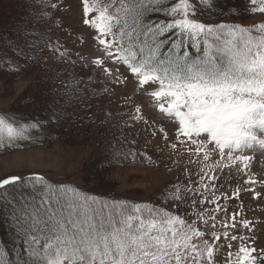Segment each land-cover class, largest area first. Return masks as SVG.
Instances as JSON below:
<instances>
[{"label":"snow or ice","instance_id":"obj_1","mask_svg":"<svg viewBox=\"0 0 264 264\" xmlns=\"http://www.w3.org/2000/svg\"><path fill=\"white\" fill-rule=\"evenodd\" d=\"M80 2L95 49L80 60L106 80H99V90L81 87L94 78L77 79V62L67 50L48 40L42 47L37 40L13 41L10 47L25 61L17 70L31 64L51 80L45 100L50 115L40 120L0 111V149L23 146L32 130L45 124L83 122L76 113L81 106L90 108L92 97L132 84L134 93L149 97L174 122L175 139L145 119L140 103L130 96L126 103L134 105V113L127 120L116 125L121 114L109 112L100 123L123 136L133 121H143L151 136L163 135L184 179L178 176L165 185L155 200L134 201L91 194L39 173L0 178V217L21 241L14 253L0 244V264H219L222 250H227L223 264H264V247L255 246V225L244 215L242 198L264 199V176L253 171L257 156L264 158V21L214 22L217 0ZM18 5L15 31L25 37L34 34V21L61 8L52 0H18ZM245 10L264 14V0H245ZM236 11L233 6L219 15ZM44 49L56 53L57 63L71 64V71L53 69ZM65 74L68 80L61 79ZM127 142L123 136L121 146ZM109 148L114 151L105 156L111 163L119 156L115 143ZM128 155L145 156L147 151ZM225 170L243 182L222 190L216 181ZM232 202L236 207L230 210Z\"/></svg>","mask_w":264,"mask_h":264},{"label":"rangeland","instance_id":"obj_2","mask_svg":"<svg viewBox=\"0 0 264 264\" xmlns=\"http://www.w3.org/2000/svg\"><path fill=\"white\" fill-rule=\"evenodd\" d=\"M13 1L0 0V10L5 4ZM238 1L242 3L238 9L241 7L245 9V0ZM52 2L61 3V8L54 11L51 17L45 16L39 21H34L30 25L35 30L33 35L18 36L14 29H8L5 32L6 37L3 36L0 40V111L18 112L40 120H47L50 115L45 100L50 97L52 82L46 79L43 70L41 74L40 67L28 64L17 70L18 65H25V61L18 51L10 47L16 40L21 44L25 39L37 40L41 47L44 40H48L60 51L67 50L70 58L77 62L75 67L77 79L83 78L86 82L87 77L94 78L93 83L81 84V87L87 86L99 90L102 87L99 80H106L93 66L84 68L83 61L80 60V55H88L95 51L92 39L94 32L90 34L89 28L83 24L80 0H52ZM246 12H240V17L228 16L223 19L244 25L264 21V14ZM81 40H85L86 43H81ZM43 54L48 64L56 71L65 69L71 71V64L57 63L54 60L56 53L53 51L44 49ZM52 75H55V72ZM61 79L68 80L69 77L65 74ZM109 87L111 88V85ZM126 96L140 103L145 119L153 122L157 128L164 127L168 135L175 139L174 122L159 113L152 106L149 97L134 93L132 84H129L127 89L117 87L113 92L92 97L89 100L90 108L81 106L76 115L85 118L83 125L89 121L87 118L91 117L90 121L98 127L91 131L92 135L86 134L84 127L77 128L81 120H65L60 123L45 124L42 130H32L31 139L25 141L21 147L8 151L0 149V178L38 172L49 181H66L91 194L96 191L101 194L111 193L117 197L123 196L134 201L155 200L165 185L176 181L178 176L183 180L184 175L182 168L178 169L173 165L172 160L176 157L170 156L171 150L164 145L163 135L151 136L144 130L143 121H133V126L125 128L123 136H127L128 142L123 143V146H121L123 136L117 128L107 123H100L109 112L121 114L114 122L116 125L121 124L134 113V105L126 103ZM133 139L136 140L135 144L130 143ZM108 141L116 144L115 150L119 156L111 163L105 156L106 152L114 151L109 148ZM132 150L137 153L146 150L147 155H137L133 158L128 155ZM148 156H151V160ZM93 170L98 173L92 172ZM253 171L257 176H264V158L257 156L253 162ZM193 178L196 179L195 176ZM242 182L243 177L237 176L234 171L229 173L228 170L219 174L216 181L218 186L223 185L222 190H230L237 183ZM242 198L244 215L255 225V246L259 249L264 247V199L255 202L247 194H243ZM234 207L236 202L230 204V210ZM9 227L7 220L0 217V244L9 245L4 236ZM244 234L248 235L246 232ZM14 238L13 235L12 240ZM218 255L219 264H223L227 250H222Z\"/></svg>","mask_w":264,"mask_h":264},{"label":"trees","instance_id":"obj_3","mask_svg":"<svg viewBox=\"0 0 264 264\" xmlns=\"http://www.w3.org/2000/svg\"><path fill=\"white\" fill-rule=\"evenodd\" d=\"M241 5H242L241 1H238V0H218L217 9L223 11L224 13H227L230 9L233 8V6H236L237 11L234 14H232V15L225 14L223 17L239 16L240 12L247 13L243 7L238 9ZM0 13H1L0 14V36H5V32L8 29H14L15 30L16 21H17L19 15L21 13V9L18 5V1L14 0L13 2H11L9 4H5L3 9L0 10ZM10 13H11V15H10ZM41 74H42V69H41ZM41 74H40V76H41ZM95 125L96 124L94 122L89 120L88 122L85 123V125H83V123L81 122L80 125L79 124L77 125V128L82 129L84 127L85 133L92 135L91 131H93L96 128L98 129V127H96ZM94 141L97 142L95 140V138H94ZM109 142L110 141H108L107 144H109ZM92 172L98 173V171H95V170H93ZM94 194H97V193L95 192ZM13 235L14 234L11 231V228L9 230H6V232L4 234L5 241L7 240L8 242H6V243L9 244V245H7V246H9V248L7 247V249L10 252L14 253L15 251H19L18 246L21 243V241L19 239H17V237L15 235H14L15 236L14 240H12ZM14 249H15V251H14Z\"/></svg>","mask_w":264,"mask_h":264}]
</instances>
